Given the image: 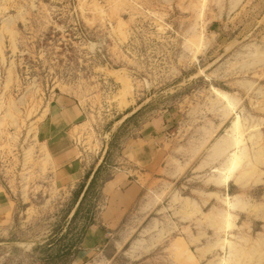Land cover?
<instances>
[{
  "label": "rangeland",
  "instance_id": "obj_1",
  "mask_svg": "<svg viewBox=\"0 0 264 264\" xmlns=\"http://www.w3.org/2000/svg\"><path fill=\"white\" fill-rule=\"evenodd\" d=\"M56 92L86 109L77 141L94 160L108 144L114 164L159 119L175 168L138 200L158 207L132 216L125 249L57 264H197L201 243V264H264V0H0V264H44L88 220L64 237L76 185L59 183L42 134ZM229 182L238 195L223 198Z\"/></svg>",
  "mask_w": 264,
  "mask_h": 264
},
{
  "label": "crops",
  "instance_id": "obj_2",
  "mask_svg": "<svg viewBox=\"0 0 264 264\" xmlns=\"http://www.w3.org/2000/svg\"><path fill=\"white\" fill-rule=\"evenodd\" d=\"M47 109L42 134L46 151L58 175V181L70 188L84 183L75 207L81 200L94 172L101 164V170H104L108 176V179L102 183L99 189L97 209L92 214V222L86 226L75 257L80 256L79 260L82 261L95 251H99L106 258L103 252L107 245L113 246L117 253L129 242L132 236L129 235L126 238L122 232L126 230L133 215H148L158 207L157 203L150 202L149 211H144L142 209L148 203L145 201L142 207L139 202L137 209H135L138 200L146 198L149 185L154 180L160 179L158 175L173 178L175 168L166 162L164 163L167 156L164 151L163 138L158 135L162 129L161 122L159 119H152V121L147 122L136 137L126 141L117 155L118 161L108 165L107 157L112 151L109 150L105 158L108 144L105 145L100 157L94 160L89 151L81 147L77 141L78 132L76 131L87 119V111L75 96L69 93L56 92L49 99ZM135 111L136 109L133 107L124 108L121 111L122 116L114 123L115 129ZM86 176H88L87 179H85ZM232 183L229 182L227 188L223 187V198L229 197L230 194L238 195L239 185ZM204 193L218 195L217 191ZM181 200V205L185 207L192 203L191 199L189 205L186 204L185 198L181 197ZM213 201L214 198H211L201 203L199 212L204 215L205 211L202 209L209 206ZM75 207L70 215H72ZM234 214L238 219L237 222L241 221L242 218H247L242 212ZM250 221L254 223L260 220L251 218ZM178 240H182L187 245L184 238L175 237L173 247L176 251L179 250L178 243L180 242H177ZM205 246L206 244L201 243L198 247L201 256H196L197 264H201L209 254L206 253V249H203ZM187 248L189 249V247ZM177 264H188V262L181 261Z\"/></svg>",
  "mask_w": 264,
  "mask_h": 264
},
{
  "label": "trees",
  "instance_id": "obj_3",
  "mask_svg": "<svg viewBox=\"0 0 264 264\" xmlns=\"http://www.w3.org/2000/svg\"><path fill=\"white\" fill-rule=\"evenodd\" d=\"M126 120H124L125 122ZM110 147H108L107 149V153L105 155V158L107 156V154L109 153ZM102 165V164H101ZM101 165L96 169V171L93 174V177L91 178L89 184L87 185L84 194L81 198V200L79 201V203L77 204V206L75 207V204L77 202L78 196L84 186V183H80L76 189L73 191V207L71 208V210L75 207V210L73 211L72 215H71V219L69 222V226L66 229V234L64 235V237L66 235L69 234V232L71 231V224L74 223L77 218H79L82 215V211L84 210V218L86 220V218H88V220L85 221V223L83 224V226L81 227V229L79 230V233L76 235V241L75 243H71L69 244L68 242L66 244H60L58 243V241L56 243H54L55 245L52 244H48L46 246V254L44 256V259H42L44 264H57L58 260L61 259L67 252H69L70 248H76V251L74 252V255L77 253L78 251V246L81 243L82 237L85 233V229L86 226L88 225L89 222H92V214L94 213L93 211H90V214L87 215V212L89 211V208H86L87 206H89L88 202H92V208L97 209V202H98V197H99V189L102 185V183L108 179L107 174H105L104 178L100 181V186L98 187V189H95V184L98 180V178L100 177L101 173L103 170H101ZM88 176L85 177V179H87ZM95 189V192H94ZM93 195V197H92ZM85 206V209H84ZM96 211V210H95ZM70 213V211L68 212ZM82 236V237H80ZM78 237V238H77ZM68 245V247L66 249H64L66 246ZM78 244V245H77ZM109 245H107L105 248H107ZM113 247V246H112ZM125 249V246L123 247ZM122 248V249H123ZM105 251V249H104ZM114 254L116 253L115 248L113 247V251ZM112 255V254H111ZM110 255V256H111Z\"/></svg>",
  "mask_w": 264,
  "mask_h": 264
},
{
  "label": "bare ground",
  "instance_id": "obj_4",
  "mask_svg": "<svg viewBox=\"0 0 264 264\" xmlns=\"http://www.w3.org/2000/svg\"><path fill=\"white\" fill-rule=\"evenodd\" d=\"M235 196V195H234Z\"/></svg>",
  "mask_w": 264,
  "mask_h": 264
}]
</instances>
